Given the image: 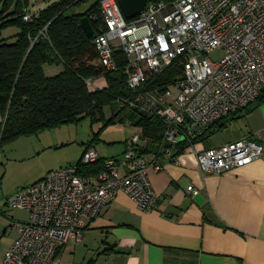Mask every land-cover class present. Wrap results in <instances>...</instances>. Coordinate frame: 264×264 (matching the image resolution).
<instances>
[{"label":"built area","instance_id":"obj_1","mask_svg":"<svg viewBox=\"0 0 264 264\" xmlns=\"http://www.w3.org/2000/svg\"><path fill=\"white\" fill-rule=\"evenodd\" d=\"M105 25L95 36L99 62L117 67L115 52L128 59L131 88H141L150 74H162L175 60L183 61V77L168 88L140 93L121 106L163 121L159 154L173 157L176 145L205 133L228 115L246 109L264 91V0H153L132 19L117 0H101ZM34 11L24 16L31 20ZM221 49L220 60L210 52ZM87 83L98 88L93 79ZM246 136L203 150L195 148L204 173H224L244 167L264 155V145ZM150 139L137 126L124 157L106 159L105 169L84 175L78 163L50 170L40 180L11 194V209L29 212L20 235L2 264H59L61 249L70 241L82 243L86 228L125 192L143 212L155 209L158 196L149 177L164 168L142 153ZM101 159L95 145L87 147L81 163Z\"/></svg>","mask_w":264,"mask_h":264},{"label":"crops","instance_id":"obj_2","mask_svg":"<svg viewBox=\"0 0 264 264\" xmlns=\"http://www.w3.org/2000/svg\"><path fill=\"white\" fill-rule=\"evenodd\" d=\"M31 9L40 11L32 4ZM97 80L93 79L98 88L107 86L106 78ZM128 121L136 132L137 126ZM63 126L51 129L52 133L45 137L42 135L41 142L33 147V154L41 155L45 150L82 141L81 156L66 165L77 163L93 138L86 142L80 138L73 140L60 129ZM135 132L128 133L120 151L116 145L101 144L108 142L102 138L103 133L94 145L101 157L121 159ZM259 132H264V103L249 112L243 110L227 128L175 157L159 154L158 142L150 140L142 153L164 165L160 171H149L158 196L155 209L143 212L132 197L119 192L86 228L82 243L70 241L61 249L59 264H264V155L228 172L204 173L195 153V148L220 146L246 136L255 137ZM257 140L264 145V135ZM26 212L27 218L19 220V225L30 221ZM12 225L13 237L0 264L20 235L19 225Z\"/></svg>","mask_w":264,"mask_h":264},{"label":"trees","instance_id":"obj_3","mask_svg":"<svg viewBox=\"0 0 264 264\" xmlns=\"http://www.w3.org/2000/svg\"><path fill=\"white\" fill-rule=\"evenodd\" d=\"M87 1L59 0L34 11L33 18L26 21L25 14L33 10L30 0H0V150L21 136L77 124L84 118H90L92 124L104 123L94 133L89 146L100 140L105 129L125 119L142 127L144 137L155 142L162 140L163 121L159 117L128 110V107L121 106V101L135 99L140 93L158 87L166 89L176 83L183 77L182 59L173 61L162 74H150L148 82L141 88H131L128 59L122 49L115 52V69L107 70L100 64L95 36L105 25L101 0L94 1L83 11H75ZM83 17H88L92 23V37L86 34L81 24ZM9 28L18 31L4 36V31ZM46 64H62L64 70L48 76L44 69ZM100 76L106 78L107 86L92 89L87 80ZM263 103L264 91L246 109L249 112ZM106 107H111V117H107ZM240 112L219 120L194 138L193 143L204 141L227 128ZM122 113L124 115L120 117ZM189 145L187 142L176 145L173 157L183 153ZM106 159L101 157L83 165L80 158L77 163L84 175H96L105 169Z\"/></svg>","mask_w":264,"mask_h":264},{"label":"rangeland","instance_id":"obj_4","mask_svg":"<svg viewBox=\"0 0 264 264\" xmlns=\"http://www.w3.org/2000/svg\"><path fill=\"white\" fill-rule=\"evenodd\" d=\"M30 1L36 10H41L59 0ZM94 1L96 0H89L82 5L77 6L75 11L85 10ZM17 31V28H9L4 31V36H10L15 34ZM209 55L213 60H220L223 57L224 52L221 49H217L210 52ZM63 68L64 66L62 64L44 66L45 73L48 76L61 72ZM100 77L105 79L104 76ZM100 77L93 79L96 82ZM105 112L107 117L112 116L113 111L111 107H106ZM123 115L124 113H122L120 117H123ZM128 122L129 121L127 119H125L124 122L117 121L116 124H113L105 129V132H102V138H106L108 142H114V144L108 142L107 144L101 142V144H104L105 147L116 145V150L120 151L121 147H123V141L127 137L128 133L135 132V128L129 125ZM103 125L104 123L102 122L92 124L90 118H84L77 124H68L60 129L64 131L66 136H72L74 138L73 140H78V138H80L79 140H85L86 142L92 139L94 133L100 130ZM45 131L46 132H42L43 134L40 133L32 136H21L16 141L5 144L0 150V211H4V214L0 212V263L6 245L13 237L14 226L12 224H16L17 226L20 223H18L19 220L24 221L27 218V212L25 210L11 209L5 204V200L9 197L7 195H10L11 192L21 190L23 187L32 183L34 179L46 174L49 170L59 168L60 166L66 165L70 161L77 160L82 154V141H75L68 146L60 147L54 150H45L41 153V155H36L37 153L33 154L34 145L40 143L44 135L52 133L50 132L51 129H47ZM45 141L46 138H44V142ZM105 149L108 150V148ZM103 154L107 156V153Z\"/></svg>","mask_w":264,"mask_h":264},{"label":"water","instance_id":"obj_5","mask_svg":"<svg viewBox=\"0 0 264 264\" xmlns=\"http://www.w3.org/2000/svg\"><path fill=\"white\" fill-rule=\"evenodd\" d=\"M125 17L132 19L139 15L145 8L149 0H117ZM81 24L89 37L94 35V28L88 17L81 19Z\"/></svg>","mask_w":264,"mask_h":264}]
</instances>
